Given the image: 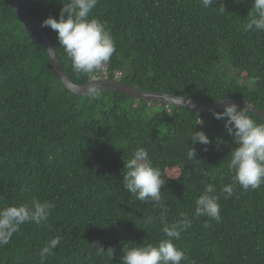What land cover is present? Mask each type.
Listing matches in <instances>:
<instances>
[{
	"label": "trees",
	"instance_id": "1",
	"mask_svg": "<svg viewBox=\"0 0 264 264\" xmlns=\"http://www.w3.org/2000/svg\"><path fill=\"white\" fill-rule=\"evenodd\" d=\"M12 1L0 0V207L33 197L54 207L46 222L25 223L0 247V264H121L124 243L164 238L161 205L169 224L182 213L192 219L174 243L195 264H264V183L248 191L237 184L231 197L221 191L233 183L228 164L236 147L224 120L118 92L103 91L99 99L71 93ZM25 3L40 26L49 15L59 19L63 7L60 0ZM216 3L98 0L90 18L111 29L116 51L92 78L106 74L141 90L203 102L227 96L264 110V32L243 30L254 0ZM41 28L71 80L87 83L58 33ZM195 128L211 143L197 142L189 158ZM138 147L165 178L159 204L139 201L123 187L125 158ZM209 184L219 196V222L194 216ZM55 237L59 245L41 260L40 249ZM94 242L114 247L113 260L90 247Z\"/></svg>",
	"mask_w": 264,
	"mask_h": 264
},
{
	"label": "clouds",
	"instance_id": "2",
	"mask_svg": "<svg viewBox=\"0 0 264 264\" xmlns=\"http://www.w3.org/2000/svg\"><path fill=\"white\" fill-rule=\"evenodd\" d=\"M63 7L59 19L49 15L42 21V27H51L58 33L59 45L64 49L66 56L71 61L73 70L78 75L88 78L87 92L90 97H101V85L93 74L109 63L116 51L115 40L111 29L99 18L91 17V11L97 6L98 0H60ZM203 8H211L217 4L216 0H200ZM221 5L220 13L225 11ZM248 21L244 24L246 32H264V0H254L248 13ZM118 76V75H117ZM119 79V78H117ZM229 98L217 100L224 103L223 111L213 109V115L218 120H224V128L233 138L236 147L230 152L228 167L234 175L233 183L222 187V193L231 197L234 186L239 185L244 191L257 189L264 183V122H257L249 115L251 106L240 108L234 102H227ZM264 119V118H262ZM204 121L198 125H202ZM191 149L187 152L189 158H195L194 145L199 142L204 145L211 143L210 137L196 128L190 134ZM172 178V177H170ZM166 181L159 168L153 165L149 152L144 147L136 148L130 157L125 158L123 169V187L137 200L159 204L162 200L161 189ZM195 217H208L219 222L222 219L219 196L215 194V187L207 185L203 193L195 201ZM54 207L48 201H41L33 197L30 203H12L0 207V247L10 243L11 238L25 223L46 222L50 210ZM162 207L161 223L163 224L164 238L158 243H124L121 249V264H195L186 253L180 249L175 240L181 238L182 232L192 225V219L181 214L179 219L168 223L166 208ZM151 219V218H150ZM207 226V225H206ZM60 238H50L39 251L41 260L52 254L57 248ZM99 250L109 260H113L115 249L102 246H92Z\"/></svg>",
	"mask_w": 264,
	"mask_h": 264
},
{
	"label": "water",
	"instance_id": "3",
	"mask_svg": "<svg viewBox=\"0 0 264 264\" xmlns=\"http://www.w3.org/2000/svg\"><path fill=\"white\" fill-rule=\"evenodd\" d=\"M13 7L15 11L18 13L20 19L26 28L42 43L45 51L47 52L49 59L52 63V66L60 79V81L65 85V87L73 94L79 96H89L87 92L88 82L83 85H78L74 83L69 75L65 72L61 62L57 56L53 43L47 36V34L43 31L40 24L35 21L29 14L25 0H13ZM97 83L101 85V92L103 91H111L125 94L131 98L136 100L154 102V103H162L167 106H176V107H185L191 110H194L201 114H211L213 113V109L216 111H223L224 103L221 102H203L197 99L188 98L184 96H176L172 94L145 91L136 88L135 86L126 83L117 78H95ZM227 102H234L240 108H244L251 106V113H254L259 118H264V110L259 107L245 101L242 99H229ZM264 121V119H262Z\"/></svg>",
	"mask_w": 264,
	"mask_h": 264
},
{
	"label": "rangeland",
	"instance_id": "4",
	"mask_svg": "<svg viewBox=\"0 0 264 264\" xmlns=\"http://www.w3.org/2000/svg\"><path fill=\"white\" fill-rule=\"evenodd\" d=\"M175 175H177V171H175Z\"/></svg>",
	"mask_w": 264,
	"mask_h": 264
},
{
	"label": "built area",
	"instance_id": "5",
	"mask_svg": "<svg viewBox=\"0 0 264 264\" xmlns=\"http://www.w3.org/2000/svg\"><path fill=\"white\" fill-rule=\"evenodd\" d=\"M119 75H120V73H119Z\"/></svg>",
	"mask_w": 264,
	"mask_h": 264
}]
</instances>
